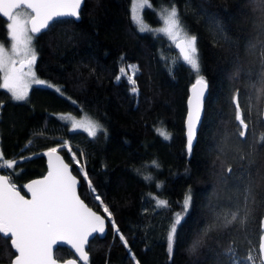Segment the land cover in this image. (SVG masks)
Returning a JSON list of instances; mask_svg holds the SVG:
<instances>
[{"label": "trees", "instance_id": "1", "mask_svg": "<svg viewBox=\"0 0 264 264\" xmlns=\"http://www.w3.org/2000/svg\"><path fill=\"white\" fill-rule=\"evenodd\" d=\"M149 2L151 7L142 10L146 21L158 25L161 10L175 7L183 32L197 38L199 74L208 82V93L191 153L184 119L189 86L197 74L167 36L137 28L131 0H84L78 20H57L34 35L36 74L61 91L35 84L25 99L15 100L0 88V162L16 161L13 168L0 166V171L23 192L28 180L44 174L43 153L58 148L80 180V197L107 219L106 235L89 241L87 264H217L218 260L228 264L223 253L230 247L243 264L252 247L248 240L258 248L264 209L247 232L211 231L207 236L204 232L213 220L211 206L227 203L229 194L214 191L225 135L230 157L237 152L244 155L245 165L252 161L248 170L253 174L264 170L263 99L257 100L256 91L260 65L253 54L259 53L264 40L259 33L264 0ZM7 23L0 16L4 44L10 39ZM127 63L134 65V85L120 73ZM237 90L248 124L244 138L238 136L234 120L232 97ZM58 112L87 115L102 127L95 137L89 136L71 128ZM158 130L166 131L168 138ZM64 143L71 151L61 147ZM229 163L236 168L231 159ZM189 191L191 202L185 211ZM177 213L183 217L169 254L167 236ZM116 229L126 238L127 248ZM54 254L59 260L72 255L65 247L56 248ZM13 255L9 239L0 236V263H8Z\"/></svg>", "mask_w": 264, "mask_h": 264}, {"label": "snow or ice", "instance_id": "2", "mask_svg": "<svg viewBox=\"0 0 264 264\" xmlns=\"http://www.w3.org/2000/svg\"><path fill=\"white\" fill-rule=\"evenodd\" d=\"M81 4L82 0H0V15L9 21L6 28L9 31L11 43V54H9L4 44L0 42V73L3 74V83L0 84V88L7 89L13 99H25L30 84L44 85L46 83L38 79L33 70L37 54L33 46L34 35L32 34H40L42 30L49 29L50 22L55 23L64 18L78 19ZM21 7L31 10V14L24 19L20 18L21 13L17 11ZM144 7H151L149 0H133L132 20L139 25L141 32L152 31L143 24L140 10ZM161 18L165 26L157 31L164 33L175 42V47L179 49L183 61L197 74V79L191 89L192 95L188 99L187 151L190 154L197 124L201 119L203 98L208 85L204 76L199 74L197 38L188 36L187 33H184L181 38L180 34L183 32V28L176 8L173 7L170 11L164 9ZM217 28L223 31L219 25ZM259 33L264 36V19L259 21ZM177 40L179 42H176ZM250 47L256 48V45L250 44ZM260 49L258 54L253 53L257 56L256 62L260 65L257 73L259 87L256 89L258 101L264 99V40L260 41ZM14 57H20L19 67L16 66L17 60ZM120 71L124 73L125 69L121 68ZM128 79L133 85L135 84L131 76ZM56 91L60 92L61 90L57 88ZM136 91L137 89L133 87L132 92ZM238 96L237 90L232 97L234 120L238 122V136L244 138L248 124L245 122ZM82 127L85 128L89 136L95 137L97 128L102 126L92 121H88L87 124L82 122L73 124V129ZM158 133L166 139L168 138L166 132L158 130ZM260 139L264 142V136ZM226 145L227 134L219 147L220 155L217 157L219 169L216 172L217 184L214 191L216 193L221 190L228 192L227 203L211 206L213 220L205 229V236L211 231L227 233L242 229L247 232L248 225L255 222L257 212L264 209V170H257L253 174L248 170L252 161H248V165H245V156L238 152L230 157ZM61 147L69 148L67 143L62 144ZM253 150H255V146H253ZM69 151H71L70 148ZM57 153V147L49 148L44 153L49 157L47 175L24 185L27 192L31 194L30 199H26L20 194L8 176H0V235L3 238H9L10 234V246L15 253H18L12 260V264H57L53 257V246L60 241L71 245L79 254L80 259L87 264L88 255L84 246L88 238L93 233L104 232L105 219L97 215L80 199L76 191L77 179L71 174L69 165L65 164ZM230 159L235 163V169L229 163ZM15 163L16 161L10 160L0 163V166L13 168ZM85 179H87L86 173ZM88 184L94 193L95 189L92 188L90 180ZM94 198L103 204L99 195ZM190 202L191 192L189 191L183 202L185 211H187ZM164 204V201H158V205ZM104 212L108 213L109 217L111 216L106 205ZM180 223L181 215L177 213L167 236L169 254L173 251L177 226ZM237 226L239 227L237 228ZM113 227H115L114 223ZM116 231L119 234V229ZM119 238L127 248L126 238L122 234H119ZM248 243L252 247L243 264H248V262L257 264V261L259 264H264V216L259 221L258 248L253 244L252 239H249ZM254 253H258V255H254ZM223 255L228 258V264H242L235 257V251L231 247ZM66 264H76V262L69 260ZM136 264H139V261ZM217 264H223V262L218 260Z\"/></svg>", "mask_w": 264, "mask_h": 264}, {"label": "water", "instance_id": "3", "mask_svg": "<svg viewBox=\"0 0 264 264\" xmlns=\"http://www.w3.org/2000/svg\"><path fill=\"white\" fill-rule=\"evenodd\" d=\"M83 2H84V0H82L81 7H82V5H83ZM81 7H80V9H81ZM25 8H26V7H25ZM26 9H28V8H26ZM80 9H79V18H80ZM28 10L30 11V14H31V10H30V9H28ZM0 16L3 17L2 15H0ZM3 18H4L5 20H7V18H5V17H3ZM79 18H78V19H79ZM73 19H74V20H78V19H75V18H73ZM50 23H51V22H50ZM42 31H44V30H42ZM33 35H38V34H33ZM182 37H183V36H181V38H182ZM176 42H179V40H177ZM173 47H174V49L179 53L180 57L182 58L179 49L175 47V42H173ZM182 59H183V58H182ZM16 66H17V67L20 66V65H19V62L17 63ZM196 79H197V78H196ZM196 79L190 84V86H189V90H188L187 99H186V114H185V119H184V128H185V136H186V148H187V113H188V99H189V97L192 95L191 89H192V85L195 83ZM207 85H208V82H207ZM207 93H208V86H207V88H206V90H205V94H204V98H203V104H202V111H201V119H200V121H199L198 124H197L196 134H195V137H194V140H193V144H194V142H195V140H196L197 131H198V129H199V126H200V123H201V120H202V116H203V112H204V102H205V99H206ZM261 116H262V120H263V122H264V99H263V103H262ZM46 152H47V150H46L44 153H46ZM44 153H43V157H44V159H45V167H46V170H45L44 174L41 175V176H38V177H35V178H32V179L28 180L24 185H26V184H28V183L34 181V180L42 179L43 177H45V176L47 175V173H48V171H49V157L46 156V155H44ZM57 155H59V156L61 157V159L63 160V162H64L65 164H68V165H69V170H70L71 174H72L73 176L76 177V179H77L76 191H77V194L79 195V192H78V188H79V185H80V180H79V178H78L76 175L73 174L72 169H71V165L65 160L64 156L62 155V153H61L59 150H58ZM0 176H7V175H5L4 173H2V172L0 171ZM17 189H18V188H17ZM18 190H19V189H18ZM19 191H20V190H19ZM20 194L23 195V196H25L26 199H30V198H31V194L27 192V189H26L24 186H23V192L20 191ZM79 197H80V195H79ZM80 199L83 200L81 197H80ZM83 202H84L89 208H91V207H90V206H89L84 200H83ZM91 209H92L94 212H96L97 215H100L102 218L105 219V229H104V232H103V233H99V232H97V233H93V234L88 238V241H87V243H86L85 246H84V250H85V252H86L87 255H88V260H89V257H90V254H89L88 251H87V248H88V245H89V241H90L91 239H93L95 236H98L99 238H103V237L106 235V232H107V219H106V217H105L104 215H102L100 212L95 211L93 208H91ZM263 216H264V214H263ZM0 236L2 237V235H0ZM6 239H9V244H10V234H9V238H6ZM58 247H65V248H67V249L70 251V253H71L72 255H71L70 257L64 259V260H59L58 258L55 257V254H54L56 248H58ZM12 250H13V252H14V255H13V257L11 258V260H10L8 263H0V264H12V260L14 259L15 255L18 254V253H15L14 249H12ZM53 257H54V259H56L57 264H66V262L69 261V260H73V261H75L76 264H85V262L82 261V260L80 259L79 254H77V253L75 252V249H73V248L71 247V245H68V244L64 243L63 241H60V242H58L57 245H54V246H53ZM88 260H87V263H88Z\"/></svg>", "mask_w": 264, "mask_h": 264}, {"label": "rangeland", "instance_id": "4", "mask_svg": "<svg viewBox=\"0 0 264 264\" xmlns=\"http://www.w3.org/2000/svg\"><path fill=\"white\" fill-rule=\"evenodd\" d=\"M150 3V2H149ZM132 5H133V0H131V3H130V13H131V18H132ZM164 9H168L169 11L172 9V7H164L162 10H161V13H163V10ZM142 10L143 9H141L140 10V15H141V17H142V20H143V24H144V26L147 28V29H151L152 31H150V32H152V33H154V34H159V33H162V32H159V31H157V30H159V29H162L165 25L163 24V20H161V23L160 24H158V25H153V24H151V23H149L148 21H146L144 18H143V15H142ZM17 11H19L20 13H21V19H24V18H26L28 15H30V11L28 10V9H26L25 7H21V9H19V10H17ZM164 15H167V13H164ZM9 22V21H8ZM136 24V23H135ZM136 26H137V28L139 29V25H137L136 24ZM146 31H148V30H146ZM184 33L185 32H182L181 34H180V36H183L184 35ZM162 34H164V33H162ZM165 35V34H164ZM10 36V35H9ZM165 36H167V35H165ZM188 36H190L189 34H188ZM168 37V36H167ZM169 38V37H168ZM170 39V38H169ZM171 40V39H170ZM172 41V40H171ZM0 42H1V40H0ZM173 42V41H172ZM3 43V42H2ZM4 44V43H3ZM34 46V45H33ZM4 47L6 48V50L9 52V54H11V43H10V39H9V43L8 44H4ZM14 59H16L17 60V63L19 62V60H20V57H14ZM124 69H125V72L123 73V74H125L126 76H131V74L133 73V70H134V65L132 64V63H127L124 67H123ZM25 70H27V69H25ZM33 70H34V72H35V75H36V77L38 78V79H40V80H43V81H45L46 83L44 84V85H47V86H51V87H53L54 89H57V88H59V86L57 85V84H54V83H52V82H50V81H48L47 79H45V78H42V77H39L37 74H36V71H35V65H34V68H33ZM120 73H121V71H120ZM3 83V74L1 73V84ZM32 85H35V84H30V86H29V88L32 86ZM29 88H28V91H29ZM60 89V88H59ZM28 91H27V93H28ZM58 115L59 116H61V117H64L66 120H68V122H69V125H70V127L71 128H73V124L74 123H77V122H82V123H85V124H87V122L88 121H92V122H95L96 124H98L99 126H100V123L99 122H97L96 120H94L93 118H91V117H88L87 115H80V116H76V115H73V114H71V113H68V112H58ZM100 127H98L97 128V130L99 129ZM76 129H81V130H84V131H86L85 130V128H76ZM87 132V131H86ZM164 132H166V131H164ZM88 133V132H87ZM167 133V132H166ZM167 136H169V134L167 133ZM1 163V162H0ZM180 215H181V218L183 217V213H179ZM176 218V217H175Z\"/></svg>", "mask_w": 264, "mask_h": 264}]
</instances>
